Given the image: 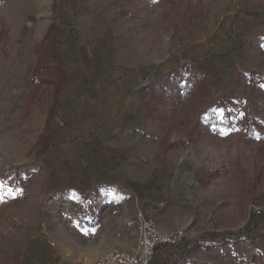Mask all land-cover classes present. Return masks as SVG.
<instances>
[{
    "label": "rangeland",
    "instance_id": "1",
    "mask_svg": "<svg viewBox=\"0 0 264 264\" xmlns=\"http://www.w3.org/2000/svg\"><path fill=\"white\" fill-rule=\"evenodd\" d=\"M65 36L142 76L123 141L136 190L83 195L50 183L44 140ZM219 41L232 54L212 70ZM176 69L207 78L214 97L195 95ZM262 86L264 0H0V181L11 192L0 191V264H48L51 246L99 240L107 227L135 252L138 209L161 231L185 232L170 264H264L250 228L264 221Z\"/></svg>",
    "mask_w": 264,
    "mask_h": 264
},
{
    "label": "crops",
    "instance_id": "2",
    "mask_svg": "<svg viewBox=\"0 0 264 264\" xmlns=\"http://www.w3.org/2000/svg\"><path fill=\"white\" fill-rule=\"evenodd\" d=\"M60 40L64 83L43 150L50 183L83 195L105 187L127 186L136 190L123 141L135 123L131 107L142 84L140 72L122 65L99 45L75 36ZM222 42L215 43L209 53L211 69L231 58V51ZM105 229L102 238L80 246L71 247L63 241L57 247L51 246L40 262L93 264L113 246L123 248L117 235L109 227Z\"/></svg>",
    "mask_w": 264,
    "mask_h": 264
},
{
    "label": "built area",
    "instance_id": "3",
    "mask_svg": "<svg viewBox=\"0 0 264 264\" xmlns=\"http://www.w3.org/2000/svg\"><path fill=\"white\" fill-rule=\"evenodd\" d=\"M137 234L136 251L113 246L105 256L93 264H157L161 253V264L176 247H181L186 234L183 230L161 231L152 219L137 210L133 221Z\"/></svg>",
    "mask_w": 264,
    "mask_h": 264
},
{
    "label": "trees",
    "instance_id": "4",
    "mask_svg": "<svg viewBox=\"0 0 264 264\" xmlns=\"http://www.w3.org/2000/svg\"><path fill=\"white\" fill-rule=\"evenodd\" d=\"M174 75L175 78L178 80V82L184 81L185 87L186 88H190L191 86H195L194 87V94L197 95L200 94L202 95V97L207 98V99H212L214 97L213 93L210 91L209 88H207V84H208V79L204 78V77H199L197 74L193 73L191 75H189L188 78L184 79L183 78V69H176L174 70ZM253 76V75H250ZM252 79V78H251ZM227 110V109H226ZM230 113L226 114V118L229 117ZM227 126L230 125L229 120L227 119ZM193 140V136H190L187 140L182 141L181 143H179L180 146H184L186 143H188L189 141ZM250 228L252 229L253 234L255 233L257 237L264 239V221L262 222H256L250 225ZM244 231H238V235L240 236ZM182 247L185 248L184 244L181 245ZM183 253L181 251H173L171 252L168 256H167V260L163 263L165 264H170L168 263L169 261H174L177 262L179 259L183 258ZM157 263V261H156ZM157 264H161L160 262Z\"/></svg>",
    "mask_w": 264,
    "mask_h": 264
},
{
    "label": "snow or ice",
    "instance_id": "5",
    "mask_svg": "<svg viewBox=\"0 0 264 264\" xmlns=\"http://www.w3.org/2000/svg\"><path fill=\"white\" fill-rule=\"evenodd\" d=\"M0 191H7L9 195L11 194V192L8 191L6 188V182H3V181H0ZM0 202H4L3 197H0Z\"/></svg>",
    "mask_w": 264,
    "mask_h": 264
},
{
    "label": "bare ground",
    "instance_id": "6",
    "mask_svg": "<svg viewBox=\"0 0 264 264\" xmlns=\"http://www.w3.org/2000/svg\"><path fill=\"white\" fill-rule=\"evenodd\" d=\"M27 2H28V0H27Z\"/></svg>",
    "mask_w": 264,
    "mask_h": 264
}]
</instances>
